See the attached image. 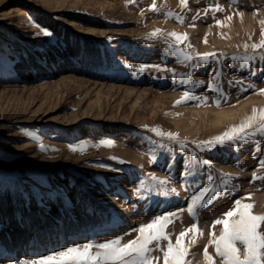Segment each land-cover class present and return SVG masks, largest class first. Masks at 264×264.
<instances>
[{"label":"rangeland","instance_id":"rangeland-1","mask_svg":"<svg viewBox=\"0 0 264 264\" xmlns=\"http://www.w3.org/2000/svg\"><path fill=\"white\" fill-rule=\"evenodd\" d=\"M261 21L264 0H0V264L127 243L168 212L173 244L198 224L187 260L206 264L213 222L235 200L264 214V179H254L264 133L203 143L264 109V48L250 47L264 40ZM186 91L196 98L178 104ZM204 187L213 191L193 216ZM167 243L151 245L160 264Z\"/></svg>","mask_w":264,"mask_h":264},{"label":"snow or ice","instance_id":"snow-or-ice-1","mask_svg":"<svg viewBox=\"0 0 264 264\" xmlns=\"http://www.w3.org/2000/svg\"><path fill=\"white\" fill-rule=\"evenodd\" d=\"M180 3L183 7L188 6V0H180ZM151 8L154 11L159 10L155 2L151 5ZM216 10L222 9L219 5H216ZM168 15L174 14L169 12ZM177 19L182 20V17H177ZM261 24H264V21H261ZM158 33L159 30L152 35L156 36ZM44 34L51 35L47 30L44 31ZM169 35L175 39L177 44L183 43L188 39L186 33L172 32ZM205 43H207V40H205ZM246 47H249V45H246ZM250 47L254 49L264 48V40H261L258 44H252ZM177 52L185 60L192 59V56L185 54L183 50L177 49ZM197 55L201 59L206 60L208 57L214 56L215 53H198ZM261 59H264V57H261ZM149 67L160 69V65H141L138 71L144 72ZM260 92L264 94V89H261ZM195 98L186 91L182 100L177 101V103ZM249 129H255V131L249 132ZM154 131L161 137L176 138V134L171 132L164 133L159 129ZM258 133H264V109H254L253 114L246 117L239 125H235L221 135L203 143L211 148L218 144L223 145L227 142L235 143L237 140H247L250 136H255ZM112 143V141H101V144L105 146H112ZM73 150L75 151L76 149ZM204 163L207 164L209 162L204 161ZM259 163L261 167H264V160ZM153 179L156 178L153 177ZM254 179L264 178L254 176ZM157 183L166 185L168 181L158 180ZM210 191H213V189L204 187L191 197V202L187 208L191 215H196L197 207L203 204L206 194ZM250 198L249 196L245 199ZM254 207L255 205L252 203H242L241 199H237L231 210L223 214V218L216 219L213 222L209 245L205 246L203 250L206 264H215V258L208 251L209 246L215 247L216 255L221 259V264H264V230H262L264 214H255L253 212ZM180 211H183V209ZM176 216V212H168L157 216L150 223L136 229L135 231H138L139 235L136 239H132L127 243H122V240L118 238L104 243H86L71 246L49 255L40 256L37 259L24 261L23 264H160L161 258L153 257L150 254L153 251L151 245L161 240L168 241L167 248H161L163 264H190L187 260L190 249L195 244L197 236L203 235V232L198 224H193L185 231H182L177 237L175 244H173L166 229L169 224L174 223L172 218ZM216 225L222 226L219 236L214 231ZM189 233H193L192 241L186 244L185 237ZM241 249H243V252Z\"/></svg>","mask_w":264,"mask_h":264},{"label":"bare ground","instance_id":"bare-ground-1","mask_svg":"<svg viewBox=\"0 0 264 264\" xmlns=\"http://www.w3.org/2000/svg\"><path fill=\"white\" fill-rule=\"evenodd\" d=\"M126 190H127V189H126ZM129 190H130V188H129ZM128 235H129V234H128ZM123 237H124V235H123ZM152 252H153V251H152ZM153 253H154V252H153ZM153 253H152V254H153ZM154 254H155V253H154ZM152 256H153V255H152ZM154 256H155V255H154Z\"/></svg>","mask_w":264,"mask_h":264},{"label":"trees","instance_id":"trees-1","mask_svg":"<svg viewBox=\"0 0 264 264\" xmlns=\"http://www.w3.org/2000/svg\"><path fill=\"white\" fill-rule=\"evenodd\" d=\"M68 48V47H67Z\"/></svg>","mask_w":264,"mask_h":264}]
</instances>
